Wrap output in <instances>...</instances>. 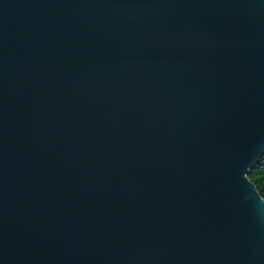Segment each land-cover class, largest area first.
<instances>
[{"label":"water","instance_id":"95a60500","mask_svg":"<svg viewBox=\"0 0 264 264\" xmlns=\"http://www.w3.org/2000/svg\"><path fill=\"white\" fill-rule=\"evenodd\" d=\"M264 0H0V264H264Z\"/></svg>","mask_w":264,"mask_h":264},{"label":"trees","instance_id":"16d2710c","mask_svg":"<svg viewBox=\"0 0 264 264\" xmlns=\"http://www.w3.org/2000/svg\"><path fill=\"white\" fill-rule=\"evenodd\" d=\"M262 169H264V154L249 173L250 180L255 183L261 196L264 198V191L261 190V185L264 183V172H262Z\"/></svg>","mask_w":264,"mask_h":264},{"label":"snow or ice","instance_id":"6c2138e0","mask_svg":"<svg viewBox=\"0 0 264 264\" xmlns=\"http://www.w3.org/2000/svg\"><path fill=\"white\" fill-rule=\"evenodd\" d=\"M262 172H264V169H262ZM261 190L264 191V183L261 185Z\"/></svg>","mask_w":264,"mask_h":264}]
</instances>
